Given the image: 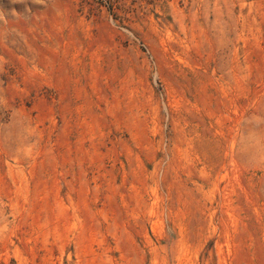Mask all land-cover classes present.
<instances>
[{
  "label": "rangeland",
  "instance_id": "rangeland-1",
  "mask_svg": "<svg viewBox=\"0 0 264 264\" xmlns=\"http://www.w3.org/2000/svg\"><path fill=\"white\" fill-rule=\"evenodd\" d=\"M0 264H264V0H0Z\"/></svg>",
  "mask_w": 264,
  "mask_h": 264
}]
</instances>
